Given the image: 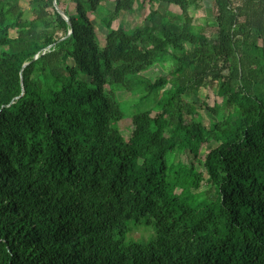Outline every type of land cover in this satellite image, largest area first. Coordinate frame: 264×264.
Returning a JSON list of instances; mask_svg holds the SVG:
<instances>
[{"label":"trees","instance_id":"16d2710c","mask_svg":"<svg viewBox=\"0 0 264 264\" xmlns=\"http://www.w3.org/2000/svg\"><path fill=\"white\" fill-rule=\"evenodd\" d=\"M106 1L0 0V264H264V0H212L213 38L203 0ZM114 87L159 108L128 139ZM131 223L153 239L124 243Z\"/></svg>","mask_w":264,"mask_h":264},{"label":"rangeland","instance_id":"374dc122","mask_svg":"<svg viewBox=\"0 0 264 264\" xmlns=\"http://www.w3.org/2000/svg\"><path fill=\"white\" fill-rule=\"evenodd\" d=\"M110 2V1H109ZM113 5L111 4V7ZM150 5L145 3L138 11V16H141L142 19H145L146 13L149 9ZM155 8H158L160 12L164 13L168 9L169 11H172L171 13L175 14L176 10L174 8H171L167 4L161 3L159 6H154ZM192 13L194 16V23L196 26L197 32H202L205 35H207L210 38H213V32L210 30H205V26L210 24L212 22L211 17V5L205 0H203V8L198 10H193ZM138 19V18H137ZM137 19L133 14H122L121 18H119L117 21L113 23L114 27L117 26L118 22H121L124 24L125 28L127 30L131 29L136 23ZM92 22L96 28V34L98 36L99 42L103 44L105 39V30L99 25L98 21L95 18H92ZM173 61L168 57L165 56L161 63L158 65H155L151 67L150 69L146 70L143 73V76L153 79L158 76H166L168 71L172 68ZM114 95L116 97V100L118 101V104L120 105L121 109L125 112V118L116 123L115 126L121 129V134L125 139H128L130 132L128 128L130 129V124L128 120V116L131 114L140 111L145 110H155L158 111L159 108L155 107V102L151 98H149L146 102L143 103L137 109L135 106L138 103L137 97L133 96L130 93H127L124 90H121L119 88H113ZM221 101V98L217 95V85L215 83H209L206 84L203 89H201L196 97H193L189 100V102L196 105L197 113L199 115V118L201 119L203 125H208L209 122H211V115L206 110V107H212L215 103H218ZM155 107V108H154ZM121 127V128H120ZM215 145H207L203 144L199 154L201 157H203L212 147ZM181 159L185 163H197L194 160L193 155L190 153H186L181 156ZM199 169V168H198ZM154 237V231L151 227L145 226L143 224L140 225H134L130 224V231L125 235L124 243L127 242H139V243H145L149 242Z\"/></svg>","mask_w":264,"mask_h":264},{"label":"crops","instance_id":"0c3cea01","mask_svg":"<svg viewBox=\"0 0 264 264\" xmlns=\"http://www.w3.org/2000/svg\"><path fill=\"white\" fill-rule=\"evenodd\" d=\"M110 1V2H109ZM205 1V0H204ZM210 5H211V3H212V0H206ZM111 4L113 5V0H107L106 2H105V6H106V8L107 9H112V7H111ZM143 6V5H142ZM141 8V7H140ZM139 8V9H140ZM203 8V7H202ZM139 9H138V11H139ZM138 11H137V14H133L135 17H136V19H137V21H141L142 20V18H141V16H138ZM199 11V10H198ZM121 16H122V14L120 15V18H121Z\"/></svg>","mask_w":264,"mask_h":264},{"label":"water","instance_id":"95a60500","mask_svg":"<svg viewBox=\"0 0 264 264\" xmlns=\"http://www.w3.org/2000/svg\"><path fill=\"white\" fill-rule=\"evenodd\" d=\"M59 12V11H58ZM62 16H63V18L66 20V21H68V19H67V17L64 15V13H62V12H59Z\"/></svg>","mask_w":264,"mask_h":264}]
</instances>
